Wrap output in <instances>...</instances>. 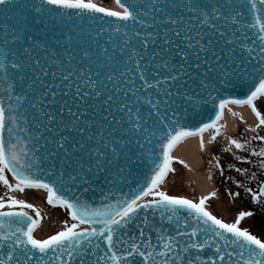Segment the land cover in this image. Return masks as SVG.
Returning <instances> with one entry per match:
<instances>
[{"label":"snow or ice","instance_id":"1","mask_svg":"<svg viewBox=\"0 0 264 264\" xmlns=\"http://www.w3.org/2000/svg\"><path fill=\"white\" fill-rule=\"evenodd\" d=\"M117 3L0 0V182L45 190L67 214L39 238L41 209L0 197V264H264V236L242 226L253 211L227 222L206 206L216 191L196 201L162 187L173 150L195 136L206 150L230 104L258 123L222 151L264 172V0ZM209 164L259 206L264 229V179ZM137 168L149 170L133 189Z\"/></svg>","mask_w":264,"mask_h":264},{"label":"rangeland","instance_id":"2","mask_svg":"<svg viewBox=\"0 0 264 264\" xmlns=\"http://www.w3.org/2000/svg\"><path fill=\"white\" fill-rule=\"evenodd\" d=\"M105 6H110V0H95ZM237 121L239 123V131L232 130L231 137H235L237 139H244L245 137H249L250 131H245L249 126L258 123L256 119L254 122L248 121L247 119L241 120L237 117ZM260 134L264 135V128L260 130ZM255 135V133H254ZM209 146H206L205 152V159L207 161V169L205 172V179L206 183L209 185V189L211 191H216L217 195L215 197H211L207 202V207L213 214L217 215L220 218L225 219L227 222H233L237 213L241 210L244 211H253L254 215L252 217H246L244 221H242V226L249 228L253 234L262 235L264 236V229H262V220H259L255 215V206L256 204L252 202L250 196H246L242 189H238L234 183L229 180H226L224 176H221L219 170L214 166L209 164V161L212 160L214 156H219L221 158V163L225 164L228 161H232L234 163L239 164L241 167H248L251 171L258 173V169L251 164H241L238 161H234L233 157L230 153L223 152L222 149L226 147L229 142L225 141V139L220 138L218 136L215 141L209 138ZM258 143V142H254ZM232 151H238L235 147H232ZM244 155H248V153H242ZM255 159V158H253ZM173 167L176 168L175 173H170L167 180H168V187H163L164 190L168 191L170 194L175 195H183L187 196L188 198L194 199L196 201L199 200L201 195H207L208 193H204L205 187L202 184V181L192 177L188 174L185 166L178 162L173 163ZM209 167L212 168L211 173L208 172ZM211 174L213 179H207V176ZM9 175V174H8ZM225 175H231L236 178H242L234 171H228L227 168L225 169ZM9 179L12 180L11 176L9 175ZM14 183V181L12 180ZM250 186L254 188V183ZM231 190L233 193L236 191L241 192L240 197L230 196L228 194V190ZM37 191V189H25L24 192H8V189L0 182V197H4L5 199L8 198V195H16L18 198L26 199L30 203H33L41 209V213L43 216V220L41 222L40 227L36 230V235L39 238H44L47 235L52 234L54 231L59 230L62 227L61 221L67 218L66 212L61 209L60 207H53L47 203L46 200V191L45 190H38L39 193H32ZM32 215H35L33 210H29ZM83 226V225H82ZM81 226V227H82ZM46 228V231L43 229Z\"/></svg>","mask_w":264,"mask_h":264},{"label":"bare ground","instance_id":"3","mask_svg":"<svg viewBox=\"0 0 264 264\" xmlns=\"http://www.w3.org/2000/svg\"><path fill=\"white\" fill-rule=\"evenodd\" d=\"M111 6H104L100 4L103 7H108L116 11H122V9L119 8L118 4L115 0L111 1ZM235 112L237 115H233L232 113ZM240 116H243V119H247L248 121L254 122V119H256L255 115L252 113L249 106H239L235 104H230L226 106L224 111V116L221 121H219L220 124L225 125L226 127L222 129L221 134L219 135L220 138L225 139V141L229 142V138L231 137L232 130H238L239 131V123L237 121V117L240 118ZM250 135H254L250 131ZM212 136V131L207 130L204 133V140L205 145L209 146V138ZM204 149H201L199 146V137H188L184 141H182L174 150L173 155L178 157L179 160H184L186 164H183L188 172L189 175L192 177L202 181V184L205 186L204 193H208L210 191V187L208 183H206L205 179V172L207 169V161L205 159V152ZM177 160V162H179ZM175 162V161H174ZM173 162V163H174ZM13 181L15 182L14 178ZM168 180L164 182L162 186L168 187ZM39 193V191H34L32 193ZM38 229V228H37ZM43 231H46V228L43 229Z\"/></svg>","mask_w":264,"mask_h":264},{"label":"water","instance_id":"4","mask_svg":"<svg viewBox=\"0 0 264 264\" xmlns=\"http://www.w3.org/2000/svg\"><path fill=\"white\" fill-rule=\"evenodd\" d=\"M243 91H246V89H240V88H236L234 90V94L236 96H240L242 94ZM224 98H229L228 96H225ZM218 103V102H217ZM212 107V106H210ZM205 116H207V114H205ZM213 118H214V114H213ZM199 119V118H198ZM202 122H207V119L205 118ZM149 169L148 168H144L142 171L141 169L137 168L135 169V172L138 173V178L136 179V182L135 183H131L132 181V177H129V182L131 183V187L133 189H135L136 187V184L139 183V184H143L144 180H143V172H147ZM123 191L125 194H128L129 193V188L127 186H125L123 188Z\"/></svg>","mask_w":264,"mask_h":264},{"label":"flooded vegetation","instance_id":"5","mask_svg":"<svg viewBox=\"0 0 264 264\" xmlns=\"http://www.w3.org/2000/svg\"><path fill=\"white\" fill-rule=\"evenodd\" d=\"M260 142H258L257 144H259ZM257 174V177L258 179H264V172L260 171L258 169V173ZM256 188V184L254 183V189ZM261 204H264V197L261 198ZM255 215L256 217L259 219V220H262V213L259 209V206L256 204L255 206Z\"/></svg>","mask_w":264,"mask_h":264}]
</instances>
